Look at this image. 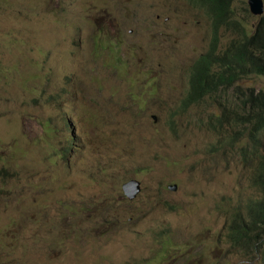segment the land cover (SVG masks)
Masks as SVG:
<instances>
[{
	"label": "rangeland",
	"instance_id": "374dc122",
	"mask_svg": "<svg viewBox=\"0 0 264 264\" xmlns=\"http://www.w3.org/2000/svg\"><path fill=\"white\" fill-rule=\"evenodd\" d=\"M171 1L0 0V264H258L226 242L252 167L181 106L211 20Z\"/></svg>",
	"mask_w": 264,
	"mask_h": 264
},
{
	"label": "trees",
	"instance_id": "16d2710c",
	"mask_svg": "<svg viewBox=\"0 0 264 264\" xmlns=\"http://www.w3.org/2000/svg\"><path fill=\"white\" fill-rule=\"evenodd\" d=\"M190 1L206 10L211 31L207 50L190 69L189 88L181 106L187 110L208 105L209 100L215 104L218 113H211L207 122L208 130L219 136L212 151L238 148L241 161L252 167L249 179L258 196L225 212L226 242L232 250L264 264V90L239 86L254 76L264 77V13L254 16L246 1L244 17L236 12V0ZM146 4L141 3V7ZM162 7L165 11L170 9ZM228 35L230 40L224 43L223 38ZM63 122V132L69 133L73 123L67 117ZM52 131L49 128L46 133ZM68 137L62 149L55 150L66 160L76 145V137ZM8 173V168H0V176ZM106 208H98L97 215H111Z\"/></svg>",
	"mask_w": 264,
	"mask_h": 264
},
{
	"label": "water",
	"instance_id": "95a60500",
	"mask_svg": "<svg viewBox=\"0 0 264 264\" xmlns=\"http://www.w3.org/2000/svg\"><path fill=\"white\" fill-rule=\"evenodd\" d=\"M250 12L256 16L259 17L264 13V0H247ZM154 120H156V116H152ZM176 187V186H175ZM140 190V182L137 180H131L130 182L126 183L124 185V192L125 195L132 199L136 196V194Z\"/></svg>",
	"mask_w": 264,
	"mask_h": 264
},
{
	"label": "clouds",
	"instance_id": "9594fccd",
	"mask_svg": "<svg viewBox=\"0 0 264 264\" xmlns=\"http://www.w3.org/2000/svg\"><path fill=\"white\" fill-rule=\"evenodd\" d=\"M248 3V2H247ZM249 6V5H248ZM210 31H211V29H210ZM130 182V181H129Z\"/></svg>",
	"mask_w": 264,
	"mask_h": 264
}]
</instances>
